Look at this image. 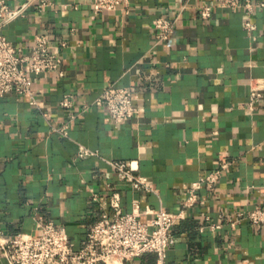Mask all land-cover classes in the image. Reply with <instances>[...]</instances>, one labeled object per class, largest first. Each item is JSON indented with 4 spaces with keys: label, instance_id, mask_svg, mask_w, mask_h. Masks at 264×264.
I'll return each instance as SVG.
<instances>
[{
    "label": "crops",
    "instance_id": "obj_1",
    "mask_svg": "<svg viewBox=\"0 0 264 264\" xmlns=\"http://www.w3.org/2000/svg\"><path fill=\"white\" fill-rule=\"evenodd\" d=\"M184 2L189 7L178 11ZM203 2L216 0H131L127 11L97 12L85 2L52 0L40 9L26 6L2 26L25 52L35 34L46 33L59 58L56 69L31 80L39 106L15 91L0 95L4 233H35L37 220L46 218L79 244L100 213L110 211L108 184L118 188L124 210L133 198L141 209L177 210L192 180L230 160L212 189L198 190L191 214L174 222L162 264H264V225L243 219L199 229L205 214L220 221L226 208L264 204V100L247 107L251 77H264V7L251 16L252 39L241 9L214 4L203 19L195 7ZM161 14L176 17L175 27L154 44L152 21ZM109 83L131 87L138 108L132 117L115 122L95 101ZM66 92L75 96L74 116L60 103ZM62 124L66 134L56 129ZM80 145L94 153L80 155ZM107 159H137L155 189L119 181ZM0 264H7L1 253ZM124 264L159 263L147 251Z\"/></svg>",
    "mask_w": 264,
    "mask_h": 264
},
{
    "label": "built area",
    "instance_id": "obj_2",
    "mask_svg": "<svg viewBox=\"0 0 264 264\" xmlns=\"http://www.w3.org/2000/svg\"><path fill=\"white\" fill-rule=\"evenodd\" d=\"M85 2L91 5L93 11L113 10L121 8L127 11L131 0H69V5L76 7ZM52 3V0H22L19 6L12 7L5 0H0V95L9 91L23 94L33 106H39L30 87L34 75L53 70L58 67L59 58L52 48L46 33H37L29 51H23L20 45L9 41L2 32V26L9 20L24 13L26 6L35 4L42 8ZM214 4L226 8H239L243 12V27L252 39L256 38V24L251 16L264 0H216L215 3L203 2L195 7L201 18L211 15ZM189 7L184 2L178 11ZM176 17L161 14L152 21L154 44L168 40L175 27ZM64 44V41L61 42ZM249 98L247 107L254 109L256 104L264 100V77H251L249 81ZM95 101L101 104L115 122L132 117L137 106L134 103L132 89L129 85L109 83L101 90ZM75 96L71 92L62 95L60 103L70 110L74 116L73 105ZM86 106V104H82ZM58 129L62 134L67 133V125L62 124ZM80 155L94 153L80 145ZM117 179L136 189L154 190L153 183L139 173L137 159H107ZM223 160L215 169L202 172L184 190L180 207L169 210L165 207L140 208L138 198H133L131 210H124L121 195L114 185H107V203L110 211H103L90 224L84 238L76 244L69 236L63 225L52 219H38L36 232H16L7 234L0 229V253L6 258L7 264H124L144 252L152 251L157 255V262L162 264L167 249L174 242L172 230L178 218L190 215L191 208L199 201L198 190L201 187L212 189L217 183L221 170L230 164ZM91 199H98L97 192L90 188ZM141 214L148 218L141 219ZM220 221H213L208 214L204 215L205 223L200 230L208 227L217 230L221 221L233 226L238 221L246 219L254 227L264 225V204H257L250 209L226 208L219 212Z\"/></svg>",
    "mask_w": 264,
    "mask_h": 264
}]
</instances>
